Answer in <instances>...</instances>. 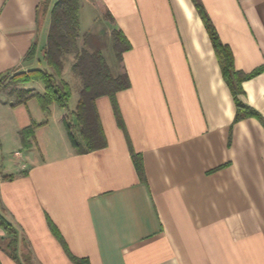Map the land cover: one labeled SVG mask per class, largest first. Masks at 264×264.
Segmentation results:
<instances>
[{"label":"crops","instance_id":"0c3cea01","mask_svg":"<svg viewBox=\"0 0 264 264\" xmlns=\"http://www.w3.org/2000/svg\"><path fill=\"white\" fill-rule=\"evenodd\" d=\"M56 1L0 0V76L51 73L42 54ZM85 1L94 15L82 25L80 0L81 36L100 19ZM100 1L130 45L121 53L129 87L95 99L105 148L83 150L67 116L82 86L75 95L62 73L67 111L51 105L46 115L28 96L17 103L21 90L44 93L34 80L0 91V214L16 233L17 257L6 253L0 228V264H72L70 256L89 264H264V128L254 118L233 122V93L198 10L235 72L260 69L236 97L264 118V0ZM27 128L33 138L23 147L18 134ZM131 155L141 158L143 181Z\"/></svg>","mask_w":264,"mask_h":264},{"label":"trees","instance_id":"16d2710c","mask_svg":"<svg viewBox=\"0 0 264 264\" xmlns=\"http://www.w3.org/2000/svg\"><path fill=\"white\" fill-rule=\"evenodd\" d=\"M96 4L101 18L110 23L113 28V52L115 53L117 62L120 65V71L117 75L111 73V69L107 66V62L100 53L101 51L94 46V50L87 51L84 46L87 45V39L90 33L80 35L79 33V0H58L56 4L52 7L50 11V22L46 38V45L42 54V59L46 64L47 68H50L53 73H49L47 70L36 69L32 72L36 73L33 78L34 81L40 82L44 86L43 94H29V91L21 90V99L17 103H23L26 100V96L35 98L38 108L41 109L46 115L50 113L51 105H56L61 109L67 111V106L70 100L71 92L69 85L61 79L63 57L70 53L75 55V61L71 66V71L73 74L80 77L82 82L81 90L78 92V101L75 105V109L72 112H68L67 116L69 119L74 121L78 126V133L83 143V150L94 151L103 149L106 147V139L104 133L102 132V127L98 119V114L95 105V99L101 96H108L113 100L114 95L117 91L127 89L129 87V81L123 67L121 66V53L130 49V45L120 30L114 26L115 23L111 15L107 12L106 7L100 0H92ZM196 0H193V2ZM197 5V9H198ZM46 9V8H45ZM44 9V11H45ZM200 16L203 19L205 27L208 32V36L213 44V48L219 59L221 74L225 79L229 89L233 93L235 114L233 122L254 118L258 120L264 128V118L255 112L249 106L244 105L239 100H237L236 95L242 94V90L239 87L240 84L248 80L254 75H257L260 69L254 70L247 75L239 74L234 71L233 61L231 52L226 46H223L218 36L216 35L215 29L211 26L209 20L203 13L201 9ZM81 38V47L78 45V41ZM34 50L29 52L27 60L33 58ZM27 79L19 80L18 83H25ZM5 77L0 76V91L8 88V84ZM13 83V82H10ZM11 85H15V84ZM67 138L69 140L70 146L77 148L76 142L72 133H70V125L64 122ZM20 138V143L23 147L29 146L28 139L33 138V129L27 128L22 130L18 134ZM134 170L136 171L140 181L144 180L143 166L141 158L135 155H131ZM10 177V176H9ZM9 179L7 176L4 177ZM50 225V224H49ZM52 233L57 235L54 227L50 225ZM0 228L4 231L7 239L5 246V251L13 260H16V250H15V231L13 227L3 218L0 214ZM26 262H29L28 256L25 257ZM72 264H89L86 259H78L70 256Z\"/></svg>","mask_w":264,"mask_h":264},{"label":"rangeland","instance_id":"374dc122","mask_svg":"<svg viewBox=\"0 0 264 264\" xmlns=\"http://www.w3.org/2000/svg\"><path fill=\"white\" fill-rule=\"evenodd\" d=\"M81 1L83 2L82 13L80 14L81 15V22H82V25L85 26L86 22H88V20H90L93 17L94 13L92 14L88 10L89 6H87L88 4L86 5L85 0H81ZM99 17H100V19H97V21L95 22V25L93 26V31L91 32L89 38L87 39V45H85L84 48L90 52V51H92V49L90 47L95 45V47L97 49H99L101 51L100 53H102V55L104 56V58L108 64L107 66H109L111 69V73L115 74L118 71H120V65H118L119 63L117 62L115 53L113 52V39H112V38H114L113 29L110 26V23H108L106 20L101 18V15ZM77 41L80 43L79 47H81L82 46L81 45V43H82L81 38ZM74 57H75V55L72 53L68 54L67 56L65 55L63 57V64H64L63 68H64V70L62 69L63 70L62 71V77L64 76L66 81L71 83V86L73 87V93H75V95H77V89L82 86V82L80 80V77L73 74L69 70V65H70L69 63L72 60H75ZM51 73H53L52 70H51ZM35 76H36V73L32 72V70L30 72H25V73H19V71H18V72H15V73L9 75L7 78H5L6 82H3V83L5 85L8 84V88L10 89L12 86L11 84H13L14 82H17V81L19 82V80H24V79H27L26 82H28L30 80L32 81ZM62 77H61V79H62ZM10 82H13V83H10ZM14 84L16 85V83H14ZM18 84H20V83H18ZM71 104H72V102H71ZM5 241L7 243L8 240L5 239Z\"/></svg>","mask_w":264,"mask_h":264}]
</instances>
